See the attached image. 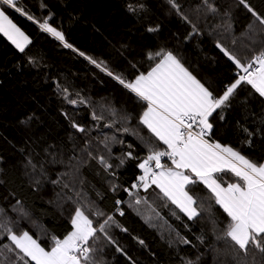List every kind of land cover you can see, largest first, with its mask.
<instances>
[{"label":"trees","instance_id":"1","mask_svg":"<svg viewBox=\"0 0 264 264\" xmlns=\"http://www.w3.org/2000/svg\"><path fill=\"white\" fill-rule=\"evenodd\" d=\"M16 3L33 19L0 3L31 41L20 51L0 33V264H21L5 228L50 250L73 230L77 208L97 229L87 264H264V252L224 235L231 218L203 182L186 187L199 213L192 218L156 185L134 190L149 151L167 146L141 121L148 102L116 79L133 82L159 62L156 53L171 52L221 95L242 71L224 49L244 64L264 51L253 14L264 17V0ZM209 121L213 142L264 163V97L252 85L242 82ZM217 177L238 181L228 171Z\"/></svg>","mask_w":264,"mask_h":264},{"label":"snow or ice","instance_id":"2","mask_svg":"<svg viewBox=\"0 0 264 264\" xmlns=\"http://www.w3.org/2000/svg\"><path fill=\"white\" fill-rule=\"evenodd\" d=\"M170 2L174 7H179L175 4V0ZM245 2L246 0H241V3ZM0 3L10 6L29 20L33 19L23 8L17 7L16 0H0ZM140 7L142 8L143 5ZM130 10L134 11V9ZM249 11L252 9L249 8ZM253 14L257 15L260 23L264 25V17ZM36 23L41 29L64 42L65 47H73L65 41L64 34L52 27L47 20L44 23L37 20ZM0 33L12 41L20 51L31 43L29 37L3 8H0ZM224 52L235 61L244 74L227 85L218 96L205 87L171 52L156 53V56H161L159 62L146 75L143 73L138 75L133 82L126 83L119 76L116 79L148 102L141 121L167 146L165 151L150 150L144 162L139 165L144 170V175L139 177L143 187L146 189L150 184L156 185L165 196L192 218L199 213L194 207L196 201L185 191V188L189 184L196 183L197 180L203 182L214 194L216 202L231 218L224 235L230 237L235 245L245 252L250 245L264 252V163H254L232 147L206 139L213 128L209 117L226 104L242 82L252 85L259 95L264 97V51L247 64L241 63L236 56L228 53L227 49H224ZM80 55L83 56L84 53L81 52ZM88 59L93 64L97 63L91 57ZM254 64L258 67H254ZM104 70L107 71L106 68ZM193 125L196 126L195 130ZM131 155L132 153L129 152L128 156ZM162 157H168L173 167L162 164ZM101 161L103 162V158ZM152 162L159 171L150 166ZM226 171L234 174L238 181L224 182L227 184L225 187L224 183L215 177L217 173ZM71 224L73 230L63 239L54 237V244L50 250L41 247L27 231L17 235L11 229L5 228L4 231L14 245V247L8 246L9 251L19 250L16 255L21 264H31V262L81 264L82 258L87 264L88 254L91 252L87 245L90 238L95 236L97 229L80 208L76 209ZM99 230L103 232L104 225H101Z\"/></svg>","mask_w":264,"mask_h":264},{"label":"built area","instance_id":"3","mask_svg":"<svg viewBox=\"0 0 264 264\" xmlns=\"http://www.w3.org/2000/svg\"><path fill=\"white\" fill-rule=\"evenodd\" d=\"M258 55V54H257ZM256 56V55H255ZM255 56H253L249 61H248V63L249 62H251V61H253V58L255 57ZM254 67H258V65H255L254 64ZM244 73H243V71H239V72H237V74H236V79L240 76V75H243ZM195 128H196V126L195 125H193V129L195 130ZM210 135L211 134H208V136H206V139H209L210 141H211V137H210ZM148 156V155H147ZM168 159V157H162L161 158V163L162 164H165V160H167ZM154 170H156V171H159L158 169H155V165H154V162H152L151 163V165H150ZM143 175H144V173H143ZM143 186V182H138V184L136 185V187H134V190H136L137 188H140V187H142ZM127 192L129 193V194H131V193H133V189H127ZM137 201H139V200H137ZM136 201V202H137Z\"/></svg>","mask_w":264,"mask_h":264},{"label":"crops","instance_id":"4","mask_svg":"<svg viewBox=\"0 0 264 264\" xmlns=\"http://www.w3.org/2000/svg\"><path fill=\"white\" fill-rule=\"evenodd\" d=\"M146 75V74H145ZM211 117V116H210ZM210 117H209V120H210ZM210 122V121H209ZM210 142H213L212 140L210 141ZM164 165H166L167 167H173V165L171 164V161H170V159L168 160V161H166L165 162V164ZM185 174H189V173H187V172H185ZM218 174V173H217ZM217 174H216V179L217 180H219V178L217 177ZM193 179H195V177L193 176ZM220 181V180H219ZM221 182V181H220ZM222 183V182H221ZM151 185V184H150ZM154 185V184H153ZM225 187L227 186V185H224ZM187 187V186H186ZM158 189H160L159 187H158ZM161 190V189H160ZM185 191H187V188H185ZM188 192V191H187ZM189 193V192H188ZM190 195V194H189ZM172 201V200H171ZM177 205V204H176ZM178 206V205H177ZM194 207H195V205H194ZM184 214H186L185 212H184ZM187 215V214H186ZM188 216V215H187Z\"/></svg>","mask_w":264,"mask_h":264},{"label":"rangeland","instance_id":"5","mask_svg":"<svg viewBox=\"0 0 264 264\" xmlns=\"http://www.w3.org/2000/svg\"><path fill=\"white\" fill-rule=\"evenodd\" d=\"M81 264H84V263L82 262V260H81Z\"/></svg>","mask_w":264,"mask_h":264}]
</instances>
